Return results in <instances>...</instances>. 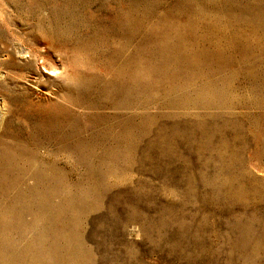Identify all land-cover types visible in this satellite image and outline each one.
Listing matches in <instances>:
<instances>
[{
    "label": "rangeland",
    "instance_id": "obj_1",
    "mask_svg": "<svg viewBox=\"0 0 264 264\" xmlns=\"http://www.w3.org/2000/svg\"><path fill=\"white\" fill-rule=\"evenodd\" d=\"M0 14V264H264V0Z\"/></svg>",
    "mask_w": 264,
    "mask_h": 264
},
{
    "label": "bare ground",
    "instance_id": "obj_2",
    "mask_svg": "<svg viewBox=\"0 0 264 264\" xmlns=\"http://www.w3.org/2000/svg\"><path fill=\"white\" fill-rule=\"evenodd\" d=\"M0 1H2V0H0ZM2 5V4H1ZM1 15V14H0ZM1 24V23H0ZM18 45V44H17ZM24 48V47H23ZM24 50V49H23ZM17 51V50H16ZM18 52H20V51H18ZM21 54V53H20ZM19 54V55H20ZM23 54V53H22ZM44 69H45V67H43ZM5 105V104H4ZM1 115H3V114H1Z\"/></svg>",
    "mask_w": 264,
    "mask_h": 264
}]
</instances>
